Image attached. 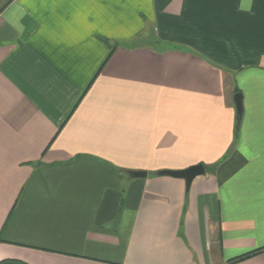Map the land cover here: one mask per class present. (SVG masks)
I'll return each mask as SVG.
<instances>
[{
  "label": "crops",
  "instance_id": "obj_1",
  "mask_svg": "<svg viewBox=\"0 0 264 264\" xmlns=\"http://www.w3.org/2000/svg\"><path fill=\"white\" fill-rule=\"evenodd\" d=\"M3 260L264 264V0H0Z\"/></svg>",
  "mask_w": 264,
  "mask_h": 264
},
{
  "label": "water",
  "instance_id": "obj_2",
  "mask_svg": "<svg viewBox=\"0 0 264 264\" xmlns=\"http://www.w3.org/2000/svg\"><path fill=\"white\" fill-rule=\"evenodd\" d=\"M234 106L238 118L242 115V97L240 94H236L233 97ZM205 171L201 165L194 166L182 171H161L158 173L159 176L170 177L174 179L183 180L188 190L193 180L197 177L204 175ZM129 175L134 179H143L146 177L144 172H131Z\"/></svg>",
  "mask_w": 264,
  "mask_h": 264
},
{
  "label": "trees",
  "instance_id": "obj_3",
  "mask_svg": "<svg viewBox=\"0 0 264 264\" xmlns=\"http://www.w3.org/2000/svg\"><path fill=\"white\" fill-rule=\"evenodd\" d=\"M261 251H263V250H258V251H255V252H251L249 254H246L245 256H242L241 258H238V260L247 259L249 257L257 255ZM0 264H25V263L20 262V261H16V260H3V261L0 262Z\"/></svg>",
  "mask_w": 264,
  "mask_h": 264
}]
</instances>
